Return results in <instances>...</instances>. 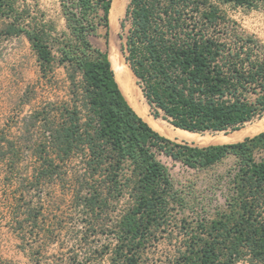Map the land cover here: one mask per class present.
Segmentation results:
<instances>
[{
    "label": "trees",
    "instance_id": "16d2710c",
    "mask_svg": "<svg viewBox=\"0 0 264 264\" xmlns=\"http://www.w3.org/2000/svg\"><path fill=\"white\" fill-rule=\"evenodd\" d=\"M112 1L59 0L58 29L38 0H0V36H23L39 78L52 86L61 68L65 82L62 97L23 116L17 135L0 130L17 247L41 264L48 246L63 255L59 240L70 234L68 257L54 264H264V130L195 146L152 128L111 67ZM263 2L129 0L119 50L154 118L229 133L264 117V44L223 10ZM100 31L105 49L92 41ZM163 156L197 172L234 164L202 197L172 177Z\"/></svg>",
    "mask_w": 264,
    "mask_h": 264
},
{
    "label": "rangeland",
    "instance_id": "374dc122",
    "mask_svg": "<svg viewBox=\"0 0 264 264\" xmlns=\"http://www.w3.org/2000/svg\"><path fill=\"white\" fill-rule=\"evenodd\" d=\"M128 2L129 0L126 1L125 8ZM38 6L43 12L45 20H52L58 29L63 28L64 20L60 13L59 0H38ZM125 8H123V12H120L115 18L113 34L115 40L117 38L116 43L118 48L121 43L119 36L121 33L120 21L124 16ZM223 10L228 17L237 22L241 29L255 35L261 43L264 44V2L259 8L252 10H246L241 7L235 8L230 5L223 6ZM110 36L111 31L109 32V38ZM92 41L96 46L102 49L106 48L103 31H100L97 36L92 37ZM55 76L57 83H52V86L39 78V70L35 61V56L30 49L29 43L23 36L12 38H3L0 36V130L9 135H17L22 125L21 119L24 115L48 100H55L62 97L65 86L63 70L58 68ZM55 86L56 88H53ZM136 87L139 88L137 84ZM138 90H140V88ZM136 93L139 94L137 91ZM136 102L140 108H144L146 103L144 97L140 96L136 98ZM147 107V111L143 116L152 118L153 116L150 114L149 106L147 105ZM155 119L156 118L152 119V121H155ZM157 119L159 121H165L161 117ZM263 130L264 117L247 123L240 130L227 133L228 137H232L230 141L203 140L202 142H189V144L206 146L209 144L232 143L240 141L247 136H253ZM214 133L216 132H206L200 134V136L203 135L211 139H215L217 136H225L223 134L217 135ZM169 139L176 142H183L173 138ZM257 157H264V152L258 153ZM161 159L165 165H167L172 177L176 181L183 184H194L197 193L202 197H209L211 195L208 190V183L214 181L217 177L220 178V175L227 173L234 164V158L229 157L206 172H197L164 156L161 157ZM27 162L28 161L24 159L22 164L24 166L28 165ZM12 192V186L5 182L4 165L0 164V258L4 264H30L17 247L18 240L10 228L7 200ZM215 193L214 199L218 202H222L223 191L217 188ZM53 213L52 210L50 215H53ZM66 227L70 231L76 228L75 223L70 222V220ZM59 241L61 243L63 255H58L59 253L55 245L48 246L46 250L43 251V254L39 256L41 264H54L55 260L60 259H57V256H62L64 259L68 257V249L72 245L70 234H63Z\"/></svg>",
    "mask_w": 264,
    "mask_h": 264
},
{
    "label": "bare ground",
    "instance_id": "6f19581e",
    "mask_svg": "<svg viewBox=\"0 0 264 264\" xmlns=\"http://www.w3.org/2000/svg\"><path fill=\"white\" fill-rule=\"evenodd\" d=\"M128 0H113L111 11H110V31L111 36L109 38V47H108V55L111 62V67L114 72L115 79L124 95L128 103L136 110V112L142 116V118L156 131H158L160 134L165 135L169 138L181 140L183 142L189 143V142H202L203 140H213V141H219V140H225L230 141L232 137H228L227 133L224 132H216L214 134H223L225 136H217V138L211 139L210 137H204L203 135L200 136V134L204 133H196V132H190L184 129L177 128L166 121H159L157 118L155 121H152V118L144 117L143 115L147 111V103H145L144 108H140L137 105L136 98L137 97H143L142 93L139 88L136 87L135 84V78L133 77V73L124 61V58L117 46L115 37H114V27H115V18L120 13L123 12V8H125V3ZM138 88V89H137ZM136 91L139 93L137 94ZM263 124V123H262ZM207 135V134H206ZM241 135V134H240Z\"/></svg>",
    "mask_w": 264,
    "mask_h": 264
}]
</instances>
